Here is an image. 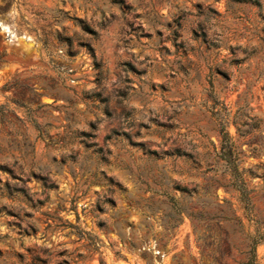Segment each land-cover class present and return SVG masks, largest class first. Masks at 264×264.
<instances>
[{
    "label": "rangeland",
    "instance_id": "374dc122",
    "mask_svg": "<svg viewBox=\"0 0 264 264\" xmlns=\"http://www.w3.org/2000/svg\"><path fill=\"white\" fill-rule=\"evenodd\" d=\"M0 264H264V0H0Z\"/></svg>",
    "mask_w": 264,
    "mask_h": 264
},
{
    "label": "trees",
    "instance_id": "16d2710c",
    "mask_svg": "<svg viewBox=\"0 0 264 264\" xmlns=\"http://www.w3.org/2000/svg\"><path fill=\"white\" fill-rule=\"evenodd\" d=\"M221 133L223 136V142L226 143V145H223V157H227L230 161L232 160V158L234 157V145L230 144L231 138L228 132H226V125L221 124ZM233 164V171H234V175L235 176H239L237 174L239 169H238V165H236V161L231 162ZM244 183V182H243Z\"/></svg>",
    "mask_w": 264,
    "mask_h": 264
}]
</instances>
